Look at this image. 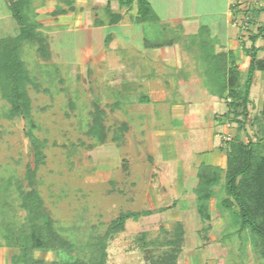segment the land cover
I'll return each instance as SVG.
<instances>
[{"label": "rangeland", "instance_id": "1", "mask_svg": "<svg viewBox=\"0 0 264 264\" xmlns=\"http://www.w3.org/2000/svg\"><path fill=\"white\" fill-rule=\"evenodd\" d=\"M87 2L78 6L76 12H68V16L54 15L58 5L66 7L61 0L39 1L33 7L51 45L50 59L42 58L35 46L26 45L23 53L38 84L28 86L36 127L32 128L22 116L8 117L10 103L0 95V180L13 179L10 193L18 216L24 217L26 211L19 205L16 182L28 189L27 169L34 166L33 139L28 133L32 130L40 140H46L44 162L36 172L38 188L65 235L84 244L92 236L104 233L120 212L152 211L138 220L128 219L125 229L110 239L108 264H153L167 247L147 245L148 249H144L143 242L164 239L163 230H172L177 222L186 228L178 264H264V245L250 228L241 229L238 207L221 210L218 206L227 196L225 181L217 189V205L210 222H204L199 214L196 198H188L185 193L179 199L183 215L172 210L164 212L167 206L176 205L172 204L176 194L173 177L169 168L157 165L158 159L145 150L144 135H140L133 111L114 106L108 95L109 86L114 84L110 71L114 72L111 68L116 67H112L105 53L108 47L102 33L118 32V28L92 31L100 26L95 20L105 15L100 2L96 7L89 5L91 0ZM224 2L220 0L221 5ZM234 4L249 8V12L252 7L264 8V0H235ZM74 14L77 16L73 18ZM73 19L78 21L76 32L68 29ZM255 20L248 25L254 33L258 24L264 23V14ZM18 30L7 0H0V38L14 35ZM246 42L250 44V40ZM252 93L255 98L249 105L245 129L233 121L231 131L233 138L238 136L248 142L250 136L258 140L264 152V73L261 71L255 74ZM97 100L106 110L109 126L128 122L129 129L122 142L109 138L99 143L87 135L90 111ZM157 123L156 129L173 125L166 118ZM16 254L18 249L4 245L0 237V264H13ZM36 256L47 261L57 258L54 251H37ZM73 257L62 254L63 259Z\"/></svg>", "mask_w": 264, "mask_h": 264}, {"label": "crops", "instance_id": "2", "mask_svg": "<svg viewBox=\"0 0 264 264\" xmlns=\"http://www.w3.org/2000/svg\"><path fill=\"white\" fill-rule=\"evenodd\" d=\"M87 1L76 0L75 10L88 4ZM91 1V7L100 2L105 15L101 18L103 24L93 27L92 31L118 28V32L102 33L108 47L105 53L112 67H116L111 68L116 76L110 71L114 84L109 86L108 95L113 104L117 103L116 107L133 111L140 135H144L145 150L158 159L157 165L171 172L176 192L172 204L176 205L167 206L164 212L172 210L183 215L181 193L197 199L195 188L200 167L206 164L225 169L227 144L233 140L229 105L232 100L228 92L225 97L220 95L226 78L219 76L218 64H209L205 56L227 54L228 69L233 65L234 55L243 85L248 77L253 46L258 48L257 56L264 58V33L254 42L252 36L259 30L252 32L245 20L249 15L254 24L264 14V8L252 7L249 12V8L236 6L235 0H225L224 5L220 0L202 3L201 0H147L153 13L140 21L137 0L130 6L122 5L119 0ZM107 8L120 14L121 19L111 23ZM73 22L68 29L76 32L78 21L73 19ZM263 25L259 23L258 27ZM202 26L208 31L201 33ZM252 88L251 103L255 98ZM163 118L173 125L156 129L157 122ZM223 178L221 182L225 181ZM220 184L215 187L216 196L210 202L211 214L217 205ZM184 229L186 237L185 225Z\"/></svg>", "mask_w": 264, "mask_h": 264}, {"label": "trees", "instance_id": "3", "mask_svg": "<svg viewBox=\"0 0 264 264\" xmlns=\"http://www.w3.org/2000/svg\"><path fill=\"white\" fill-rule=\"evenodd\" d=\"M45 0H7L8 9L19 25L14 35L0 38V95L10 103L7 116L13 118L22 116L26 118L32 128L36 127L32 119V98L29 94L30 84L38 85L31 75L25 59L23 58L26 45L35 46L39 55L44 59L51 57V45L47 34L41 29L37 21L34 5ZM65 6L58 5L54 15L66 14L75 10V0H61ZM122 5L130 6L134 0H119ZM138 1L139 20L143 21L152 15V8L147 0ZM111 23L121 19V15L110 12ZM253 20L248 15L246 24ZM97 25L103 22L98 20ZM258 33L252 36L255 42L257 37L264 33V25L258 27ZM201 33L208 31L206 26L201 27ZM248 77L241 84V72L233 55V65L227 69L228 55L225 53L215 56H205L209 64H218L219 76L226 78V84L221 97H231V121L239 123L245 129V118L251 104L250 93L256 71L264 72V58L257 56L258 48L253 46ZM222 65V66H221ZM210 91L212 87L207 86ZM118 106L117 103L113 104ZM264 114V103H263ZM91 121L86 131L87 135L99 143L109 140L120 143L129 129V124L122 121L118 126L111 127L106 123V110L98 100L93 102L90 111ZM262 129V128H261ZM264 132V129L262 130ZM113 133L110 136V133ZM33 139L34 166L29 165L26 179L28 189H24L21 182H16L20 207L26 211L24 217H19L15 207V199L10 193L14 183L13 179L0 180V237L3 244L18 249L13 256V264H108L107 246L110 239L125 229L126 221L130 218L138 220L142 215L151 214L146 211L120 212L106 227L104 233L92 236L84 244L65 235L57 226V221L46 206L37 180V170L44 162L43 147L46 140H40L32 130L28 132ZM227 167L203 164L198 172L199 182L195 188L197 195V210L204 222L212 219L210 202L216 196L215 187L221 183L225 176V189L227 196L219 201L221 210H228L234 205L238 207V216L241 229L250 228L260 238L264 245V152L263 145L249 136L248 142L236 136L227 144ZM127 166H125L126 170ZM165 238H156L143 242L144 249L148 246H166L165 252L158 256L153 264H178L179 256L183 251L185 229L181 222H177L172 230L165 231ZM148 245V246H147ZM147 246V247H146ZM37 251H54L57 258L47 261L36 256ZM73 255L71 259H63L62 254Z\"/></svg>", "mask_w": 264, "mask_h": 264}]
</instances>
